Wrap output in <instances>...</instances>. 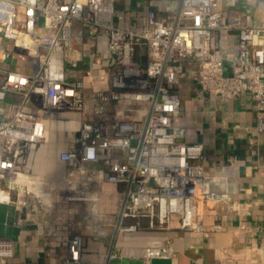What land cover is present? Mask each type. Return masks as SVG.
<instances>
[{"label": "built area", "instance_id": "obj_1", "mask_svg": "<svg viewBox=\"0 0 264 264\" xmlns=\"http://www.w3.org/2000/svg\"><path fill=\"white\" fill-rule=\"evenodd\" d=\"M161 1L166 12L149 10L133 30L114 25L116 0H0V37L12 43L0 58L10 63L18 55L22 68L0 66V105L14 100L0 122V205L20 211L34 203L42 214L49 212L50 195L32 169L45 139V115L55 112L80 118L75 143L59 155L67 169L85 176L87 166L100 164L98 179L121 186L115 232L167 230L173 217L182 230H194L197 201H230L228 194L209 190L203 144L185 142L176 123L182 102L175 82L184 63L194 62L202 93L226 101L248 94L254 131L264 136V27L246 11L225 16L219 0ZM76 23L92 40L96 58L112 63L106 92L88 95L82 80L66 77ZM219 31L238 33L235 57L221 50ZM140 49L144 62L134 60ZM119 102L143 106V117L107 113L109 103ZM11 192L27 198L13 201ZM81 247V235L73 234L69 263L85 264ZM125 255L151 264L174 260L178 251L170 245L111 250L107 261ZM13 256V243L0 238V264Z\"/></svg>", "mask_w": 264, "mask_h": 264}, {"label": "crops", "instance_id": "obj_2", "mask_svg": "<svg viewBox=\"0 0 264 264\" xmlns=\"http://www.w3.org/2000/svg\"><path fill=\"white\" fill-rule=\"evenodd\" d=\"M167 9L161 0H116L114 25L138 30L149 10L163 14ZM219 9L225 16L246 11L256 25L264 27V0H219ZM73 30V47L65 61L67 79L82 80L88 95L106 92L112 63L96 58L93 42L79 24ZM217 35L223 53L235 57L238 33ZM4 49H12V43L0 37V55ZM17 58L14 55L15 63L0 58V66L22 69ZM134 60L144 62L142 49ZM175 88L182 102L176 123L184 129V140L203 144L208 188L228 194L230 201H197L194 230H182L173 217L167 230L117 233L113 224L121 186L98 179L100 164L87 166L85 176L71 173L59 155L75 143L80 118L75 113H47L45 139L37 149L32 173L50 195L51 208L42 214L34 203L20 211L14 204L0 205V238L14 245V256L7 264H72L67 261V242L75 233L81 235L85 264H144L130 255L107 261V255L111 250L168 245L178 251V257L151 264H264V136L254 131V102L248 94L226 101L202 93L194 62L184 63ZM13 102L7 99L0 105V122L9 117ZM106 111L119 119H141L144 107L109 103ZM11 198L27 196L11 192Z\"/></svg>", "mask_w": 264, "mask_h": 264}]
</instances>
